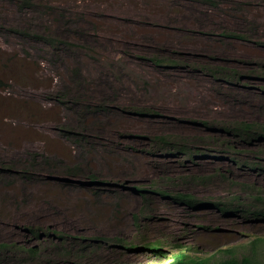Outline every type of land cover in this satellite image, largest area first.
Wrapping results in <instances>:
<instances>
[{
	"label": "rangeland",
	"instance_id": "1",
	"mask_svg": "<svg viewBox=\"0 0 264 264\" xmlns=\"http://www.w3.org/2000/svg\"><path fill=\"white\" fill-rule=\"evenodd\" d=\"M21 1L0 0V77L9 84L0 243L17 244L0 250V264H168L182 253L264 264V240L250 244L264 239V219L202 204L264 205V170L253 166L264 167V140L221 131L264 125V0ZM211 66L242 75L227 82ZM160 135L200 150L167 152ZM92 172L107 182L98 195ZM136 188L148 190L149 204ZM178 191L200 203L168 196ZM60 232L122 240L89 245Z\"/></svg>",
	"mask_w": 264,
	"mask_h": 264
},
{
	"label": "trees",
	"instance_id": "2",
	"mask_svg": "<svg viewBox=\"0 0 264 264\" xmlns=\"http://www.w3.org/2000/svg\"><path fill=\"white\" fill-rule=\"evenodd\" d=\"M31 1L32 0H22L21 1V6L25 5V6H31ZM20 32L24 33V35H31V33L27 32V30H21ZM232 36H238V34L236 33H229ZM32 35H34L35 37L41 38L42 40L46 41L47 43L50 44H55L56 43V39L54 36L51 35H47V34H38L36 32H34ZM242 36V35H241ZM156 59V58H154ZM157 61V59H156ZM160 62H163L162 60H159ZM210 71V75L216 78L221 77V79L226 80L227 82H233L234 79L239 80V77L242 75V71L238 68H229L226 66H217V67H210L209 68ZM8 82L0 77V107H1V92L3 89L8 87ZM100 105H102L101 103H96L95 107L96 108H100ZM94 107H92V104H85V108H83L85 111H83L86 115V113L88 114V111H90V109H92ZM87 110V112H86ZM144 114H149V112L145 111L142 112ZM223 132H225L226 134H229L230 136H233L234 138L237 137H244L245 139H252V140H264V125L257 123V122H252V121H242L239 123H225L222 128H221ZM157 144L158 146L167 151V152H172L174 151L177 154H188L191 157H195L196 151L200 150L199 147L195 148V149H191L186 146V145H182V144H177L176 142H174L173 140L169 139L167 136L165 135H160L157 137ZM228 144L227 142H223V145ZM155 146V145H154ZM232 150H234L233 148H231ZM194 150V151H193ZM236 153V152H235ZM237 159V158H236ZM238 160V159H237ZM240 161V160H239ZM244 163H246V159H244L243 161ZM255 168H257L258 170L262 171L264 170V167L262 166L261 163H257L253 165ZM8 171H11L10 167H7ZM27 172L26 170L24 171V173ZM73 172V170H71V168H69V170H67L66 173H70ZM73 174V173H72ZM28 176V174H25ZM100 175L97 174V172H92L90 175L87 176V179L90 181L89 184L94 185L95 188V193L98 195L101 189V186L106 182V180L102 179L99 177ZM28 177H32V176H28ZM81 181L85 182V180L80 179ZM91 187V186H90ZM136 190L138 192H140L145 199L146 204H149L150 201L147 198L148 194H146L148 192V190L146 188H136ZM160 192L162 194H165L164 191ZM170 197L174 198L175 200H177L180 203H187L190 206H197L200 202L198 201L197 196L192 193V192H186V191H178L175 193H169ZM256 201H260L261 200V196L260 194L257 195L255 197ZM202 204H207V205H216L218 208H220L222 210L223 213H236V212H242L245 215L251 217V216H256L258 218L264 219V205H259L256 204L257 207L252 208V204H249L248 207H241V206H232L231 202L228 204H222L221 202H214V203H202ZM146 210H143L142 213H144ZM26 231H28L29 233H33L35 234V236H40L43 235L42 232V228L38 227H31V226H26L25 227ZM57 233V231H56ZM58 237L62 240H70V237L77 239L76 236H71V235H67V234H63L62 232L58 233ZM83 238L84 241L89 242V245H92L93 243H97L99 245H103V244H118L119 242L122 240L121 238H104V237H99V238H93L91 239L92 241H94L92 243V241L88 240L87 237H78V239ZM263 238H256L254 240L251 241V246H256L260 241H263ZM83 241V242H84ZM17 247V244H7V243H0V250L3 248H14ZM146 248V247H145ZM149 249H153L154 251H157L159 253H163V250L161 248V246H159V244L154 243V244H150V248ZM237 249L236 246L234 247H229L224 249L223 251L228 252V253H234L235 250ZM29 251L35 255L40 254V248L39 247H30ZM242 260H240L238 257L236 256H230L227 258H223L220 260H216V261H211L208 258H203V257H188L185 253L182 254H177L174 259L168 263V264H242ZM245 264H250V262H246Z\"/></svg>",
	"mask_w": 264,
	"mask_h": 264
},
{
	"label": "clouds",
	"instance_id": "3",
	"mask_svg": "<svg viewBox=\"0 0 264 264\" xmlns=\"http://www.w3.org/2000/svg\"><path fill=\"white\" fill-rule=\"evenodd\" d=\"M55 233H56V231H55ZM76 237H78V236H76ZM114 238H116V237H114ZM72 239V238H71ZM67 241V240H66ZM18 253L17 254H19V255H21V254H23V252L22 251H17ZM28 252H30V251H28ZM41 253V252H40Z\"/></svg>",
	"mask_w": 264,
	"mask_h": 264
},
{
	"label": "bare ground",
	"instance_id": "4",
	"mask_svg": "<svg viewBox=\"0 0 264 264\" xmlns=\"http://www.w3.org/2000/svg\"><path fill=\"white\" fill-rule=\"evenodd\" d=\"M109 14V13H108ZM166 30V29H165ZM164 33V32H163ZM238 83H240V82H238ZM167 104V103H166ZM190 104V103H189ZM168 105H170V104H168ZM191 107V106H190ZM188 163V162H187ZM157 169V168H156ZM152 174H153V172H152Z\"/></svg>",
	"mask_w": 264,
	"mask_h": 264
}]
</instances>
